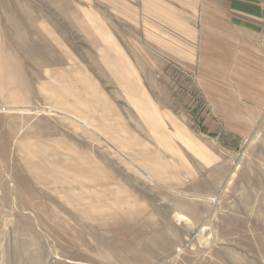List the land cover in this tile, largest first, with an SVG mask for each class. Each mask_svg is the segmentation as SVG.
<instances>
[{
  "label": "rangeland",
  "instance_id": "obj_1",
  "mask_svg": "<svg viewBox=\"0 0 264 264\" xmlns=\"http://www.w3.org/2000/svg\"><path fill=\"white\" fill-rule=\"evenodd\" d=\"M137 33L104 0H0V264H264V105L204 123Z\"/></svg>",
  "mask_w": 264,
  "mask_h": 264
},
{
  "label": "crops",
  "instance_id": "obj_2",
  "mask_svg": "<svg viewBox=\"0 0 264 264\" xmlns=\"http://www.w3.org/2000/svg\"><path fill=\"white\" fill-rule=\"evenodd\" d=\"M104 2L115 16L137 30L138 37L136 34L130 41L137 39L148 55L173 60L195 73L197 88L212 107L211 117L204 123L212 119L260 120L264 105V0ZM242 105L247 108L245 113L238 110ZM151 122L153 132L159 134L155 119ZM171 122L178 131L175 137L180 141L187 138L186 130ZM147 167L154 173L152 165Z\"/></svg>",
  "mask_w": 264,
  "mask_h": 264
},
{
  "label": "bare ground",
  "instance_id": "obj_3",
  "mask_svg": "<svg viewBox=\"0 0 264 264\" xmlns=\"http://www.w3.org/2000/svg\"><path fill=\"white\" fill-rule=\"evenodd\" d=\"M22 47V46H21ZM25 56V55H24ZM27 59H28V57H27ZM21 60V59H20ZM32 64V63H31ZM35 68H38V67H35ZM30 70V69H29ZM28 70V71H29ZM58 70V69H57ZM45 71V70H44ZM9 73V72H8ZM30 73V72H29ZM45 74V73H44ZM16 76V75H15ZM44 78V77H43ZM48 79V78H47ZM37 80V79H36ZM49 81H51V80H49ZM32 82V81H31ZM52 82V81H51ZM11 84V83H10ZM33 86H35V85H33ZM21 94V93H20ZM19 95V94H18ZM28 95V94H27ZM37 95V94H36ZM41 95V94H40ZM21 99V98H20ZM45 99H46V97H45ZM23 100V99H22ZM11 101V100H10ZM25 102V101H24ZM30 103V102H29ZM25 104V103H24ZM34 104V103H33ZM9 106V105H8ZM7 107V106H6ZM35 107V106H34ZM46 107V106H45ZM44 107V108H45ZM48 107H50V106H48ZM36 108V107H35ZM13 110H15V109H13ZM45 110V109H44ZM3 111V110H2ZM18 111V110H17ZM31 111V110H30ZM26 113V112H25ZM61 113V112H60ZM42 114V113H41ZM25 115V114H24ZM32 115H34V114H32ZM46 115H48V113L46 114ZM45 115V116H46ZM49 116V115H48ZM47 116V117H48ZM30 117V116H29ZM54 117V116H53ZM57 117V116H56ZM1 118V117H0ZM55 118V117H54ZM58 118H59V116H58ZM7 119H8V117H7ZM30 119V118H29ZM43 119H45V117L43 118ZM49 119V118H48ZM5 120V119H4ZM18 120V119H17ZM31 120V119H30ZM4 122H6V121H4ZM53 122V121H52ZM6 123H8V122H6ZM15 123V122H14ZM48 123V122H47ZM17 124V123H16ZM41 124V123H40ZM11 125V124H10ZM40 126V125H39ZM81 126V125H80ZM86 126V125H85ZM6 128V127H5ZM8 128H9V126H8ZM41 128V127H40ZM43 128V127H42ZM84 128V127H83ZM15 129V128H14ZM45 130V129H44ZM84 131V130H83ZM42 133V132H41ZM41 133H40V135H41ZM47 133H48V130H47ZM21 134V133H20ZM29 135V134H28ZM49 135V134H48ZM31 136V135H30ZM32 137V136H31ZM27 163V162H26ZM99 185V184H98Z\"/></svg>",
  "mask_w": 264,
  "mask_h": 264
}]
</instances>
